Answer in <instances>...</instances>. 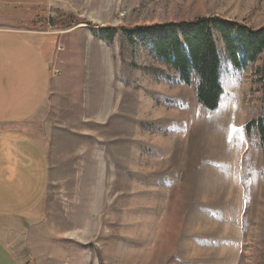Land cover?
I'll return each mask as SVG.
<instances>
[{"label":"rangeland","instance_id":"1","mask_svg":"<svg viewBox=\"0 0 264 264\" xmlns=\"http://www.w3.org/2000/svg\"><path fill=\"white\" fill-rule=\"evenodd\" d=\"M208 17L257 31L264 0L2 2L0 33L37 43L63 84L32 124L46 134V185L40 162L0 180V245L15 264H264V154L243 132L264 116V53L235 71L216 38L223 95L208 114L148 39H126ZM245 151L240 197L226 175Z\"/></svg>","mask_w":264,"mask_h":264},{"label":"trees","instance_id":"2","mask_svg":"<svg viewBox=\"0 0 264 264\" xmlns=\"http://www.w3.org/2000/svg\"><path fill=\"white\" fill-rule=\"evenodd\" d=\"M111 32L109 29L105 31L109 40ZM135 36L148 39L149 53L168 66L182 85L194 87L197 104L208 114L217 111L223 95L220 81L222 61L216 38L220 39L225 57L235 71L255 64L264 53V26L253 31L218 17L137 27L126 32L129 44H133ZM262 82L264 87V80ZM243 132L248 143L252 134L256 135L264 154V116L248 121ZM247 154L245 151L241 160L240 182L244 188L253 170L249 167Z\"/></svg>","mask_w":264,"mask_h":264},{"label":"crops","instance_id":"3","mask_svg":"<svg viewBox=\"0 0 264 264\" xmlns=\"http://www.w3.org/2000/svg\"><path fill=\"white\" fill-rule=\"evenodd\" d=\"M3 1L0 0V6ZM52 63L53 57L44 53L34 41L18 34L0 33V180L9 174L17 175L19 168L28 169L27 166L40 162L46 185L48 150L43 137L46 134L32 129V124L38 126L40 112L56 89H62V82L53 74ZM50 133L47 134L54 135ZM227 170L226 176L234 178L232 182L239 188L241 197L240 164ZM242 209L243 204L240 211ZM27 210L25 214L19 213L22 216L16 213L12 217L18 220L33 218V208ZM6 218L8 216L0 212V220ZM1 250L7 251L8 255ZM0 253L2 264H15L6 245H0Z\"/></svg>","mask_w":264,"mask_h":264},{"label":"built area","instance_id":"4","mask_svg":"<svg viewBox=\"0 0 264 264\" xmlns=\"http://www.w3.org/2000/svg\"><path fill=\"white\" fill-rule=\"evenodd\" d=\"M57 75H58V73H57Z\"/></svg>","mask_w":264,"mask_h":264}]
</instances>
